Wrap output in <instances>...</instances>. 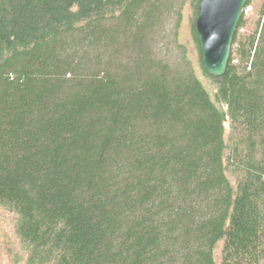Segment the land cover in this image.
Listing matches in <instances>:
<instances>
[{"label": "trees", "instance_id": "1", "mask_svg": "<svg viewBox=\"0 0 264 264\" xmlns=\"http://www.w3.org/2000/svg\"><path fill=\"white\" fill-rule=\"evenodd\" d=\"M198 3L176 4V64L154 42L167 0H0V264H264V0L218 77Z\"/></svg>", "mask_w": 264, "mask_h": 264}, {"label": "water", "instance_id": "2", "mask_svg": "<svg viewBox=\"0 0 264 264\" xmlns=\"http://www.w3.org/2000/svg\"><path fill=\"white\" fill-rule=\"evenodd\" d=\"M247 0H199L195 32L209 76L225 73L235 29Z\"/></svg>", "mask_w": 264, "mask_h": 264}, {"label": "rangeland", "instance_id": "3", "mask_svg": "<svg viewBox=\"0 0 264 264\" xmlns=\"http://www.w3.org/2000/svg\"><path fill=\"white\" fill-rule=\"evenodd\" d=\"M180 0H167L168 2V6L165 8V10H163L160 18H159V25L158 27L160 29L155 30V32L158 33V36L154 39V42L156 43V45L158 47H166V58L172 60L173 62H175L176 64H181L180 60H181V52L179 50H177L176 48H174V46L171 44V26L173 25L174 19H175V7L176 4L179 2ZM93 40H89V42L87 41L86 38L83 39V41L79 44V46H76L75 51L77 52L76 56L80 57L82 60L84 58H82V54L85 53L87 54V58H85L86 64L87 65H93L94 62L96 61L97 64L94 65H103L105 63V54L104 52L101 51V49L97 46V44L93 45L92 44ZM102 56V57H101ZM179 69H182V66L179 65ZM95 72H100L103 71V69L99 68V69H95ZM102 73V72H101ZM102 75V74H100ZM119 168L122 171H125V163L122 162L119 166ZM211 195L212 192L209 193H203L201 195H198V193H195L192 195L191 199L188 198L187 203L185 202V205L182 204L180 207L183 209H188L187 210V215L190 216V218L192 220H202L207 218L211 212L213 211V206L210 203V199H211ZM173 197L174 196H169L167 198V207H165L166 210V214H167V210L170 209V214H173L175 211H178V209L180 207L175 206V204L173 203ZM209 199V200H208ZM155 215V217H160L163 214H158V210L154 209L153 212ZM167 215V216H169ZM164 216V217H167ZM177 220V218L175 219V221ZM179 221V220H177ZM188 220L183 219V222L186 223ZM182 224L179 223L178 224V229L177 231L174 233L173 237H177L179 236L182 232ZM178 242V241H177ZM173 244V243H172ZM179 246V245H178ZM176 246V247H178ZM174 248V247H173ZM176 259L171 257V260L168 261H175V264H179L180 262V257L175 255ZM8 264V263H7Z\"/></svg>", "mask_w": 264, "mask_h": 264}, {"label": "built area", "instance_id": "4", "mask_svg": "<svg viewBox=\"0 0 264 264\" xmlns=\"http://www.w3.org/2000/svg\"><path fill=\"white\" fill-rule=\"evenodd\" d=\"M249 9V7L245 8L244 11H247Z\"/></svg>", "mask_w": 264, "mask_h": 264}]
</instances>
